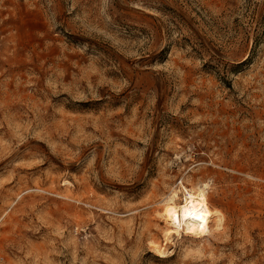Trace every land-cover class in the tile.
<instances>
[{
  "label": "rangeland",
  "instance_id": "rangeland-1",
  "mask_svg": "<svg viewBox=\"0 0 264 264\" xmlns=\"http://www.w3.org/2000/svg\"><path fill=\"white\" fill-rule=\"evenodd\" d=\"M0 264H264V0H0Z\"/></svg>",
  "mask_w": 264,
  "mask_h": 264
},
{
  "label": "bare ground",
  "instance_id": "bare-ground-1",
  "mask_svg": "<svg viewBox=\"0 0 264 264\" xmlns=\"http://www.w3.org/2000/svg\"><path fill=\"white\" fill-rule=\"evenodd\" d=\"M207 188V183L188 186L182 180L163 199L157 212L165 223L164 240L160 241L161 239L153 237L149 242L157 254L163 256L166 253L164 245L174 244L175 239L181 237L182 233L201 239L210 231L212 232V228L222 229L225 221L224 214L211 206Z\"/></svg>",
  "mask_w": 264,
  "mask_h": 264
}]
</instances>
